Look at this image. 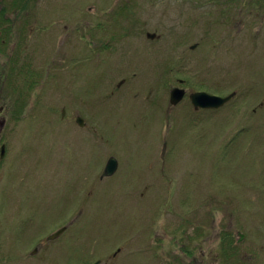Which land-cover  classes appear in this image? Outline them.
<instances>
[{
    "label": "rangeland",
    "instance_id": "rangeland-1",
    "mask_svg": "<svg viewBox=\"0 0 264 264\" xmlns=\"http://www.w3.org/2000/svg\"><path fill=\"white\" fill-rule=\"evenodd\" d=\"M259 1L9 0L7 42L29 59L5 73H38L17 121L37 124L27 153L53 193L48 221L72 214V264H244L238 233L264 232ZM173 87L186 91L176 105ZM198 90L236 94L194 110Z\"/></svg>",
    "mask_w": 264,
    "mask_h": 264
},
{
    "label": "flooded vegetation",
    "instance_id": "flooded-vegetation-1",
    "mask_svg": "<svg viewBox=\"0 0 264 264\" xmlns=\"http://www.w3.org/2000/svg\"><path fill=\"white\" fill-rule=\"evenodd\" d=\"M258 6L264 8V0H260ZM10 14L9 0H0V264H40L37 257L43 252L45 256L65 255L63 264H72V239H68L72 214L63 215L59 219L63 222L56 226L57 222L48 221L57 220V212L47 207L53 193L47 183L42 186L39 161L27 153L30 131L37 124L17 121L28 105L31 87L38 83V73L34 70L33 77H10L5 73L8 61L17 60L25 65L29 59L25 58L23 44L15 42L9 46L7 42L11 34ZM18 14V21L25 22L29 16L25 11ZM10 54H14V58ZM10 85L20 86V90L5 89ZM36 109L31 106V110ZM42 203L46 206L44 211ZM42 215L47 220L44 221ZM249 227L245 225L244 234L238 233L236 237L237 243L242 239L245 242L244 264H264V232L249 234ZM64 236L67 238L61 240ZM51 243L56 244L55 249L46 246ZM96 262L100 264L99 259L91 264ZM219 262L215 264H221Z\"/></svg>",
    "mask_w": 264,
    "mask_h": 264
},
{
    "label": "water",
    "instance_id": "water-1",
    "mask_svg": "<svg viewBox=\"0 0 264 264\" xmlns=\"http://www.w3.org/2000/svg\"><path fill=\"white\" fill-rule=\"evenodd\" d=\"M148 37H153V33H147ZM185 89L180 87H173L169 92V103L171 105H176L185 95ZM235 95V92H231L225 96H219L216 94H211L206 91H194L188 94L189 100L195 110L198 109H218L229 102ZM76 121L82 125L83 119L78 117ZM117 168V161L114 157H109L104 168L102 175L110 176ZM97 264V263H94Z\"/></svg>",
    "mask_w": 264,
    "mask_h": 264
}]
</instances>
